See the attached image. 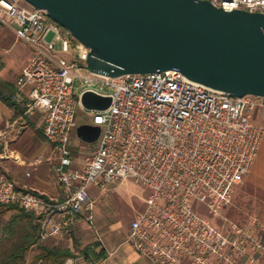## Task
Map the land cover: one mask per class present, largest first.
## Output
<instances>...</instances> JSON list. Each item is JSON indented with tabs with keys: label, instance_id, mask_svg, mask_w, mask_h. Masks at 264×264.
<instances>
[{
	"label": "built area",
	"instance_id": "obj_1",
	"mask_svg": "<svg viewBox=\"0 0 264 264\" xmlns=\"http://www.w3.org/2000/svg\"><path fill=\"white\" fill-rule=\"evenodd\" d=\"M207 1L226 11L264 13V0ZM0 24L32 52L12 101L23 110V121L43 115V135L59 153L55 172L64 190L63 201L55 203L2 175L0 207L33 214L45 236H60L81 216L94 225L93 189L133 181L151 192L145 211L130 226L128 243L149 264L258 263L264 226L228 219L219 226L216 219L223 218L258 157L264 127L255 117L264 118L263 98L232 97L179 71L119 78L92 73L85 67L90 50L25 0H0ZM86 92L111 97L112 104L92 112V125L100 126L101 134L85 167L75 169L70 140ZM9 136V130L0 131V157Z\"/></svg>",
	"mask_w": 264,
	"mask_h": 264
},
{
	"label": "water",
	"instance_id": "obj_2",
	"mask_svg": "<svg viewBox=\"0 0 264 264\" xmlns=\"http://www.w3.org/2000/svg\"><path fill=\"white\" fill-rule=\"evenodd\" d=\"M90 50L86 68L119 78L179 71L188 80L242 98L264 99V13L226 11L207 0H25ZM83 109L101 112L111 97L86 92ZM77 136L96 144L101 127Z\"/></svg>",
	"mask_w": 264,
	"mask_h": 264
},
{
	"label": "crops",
	"instance_id": "obj_3",
	"mask_svg": "<svg viewBox=\"0 0 264 264\" xmlns=\"http://www.w3.org/2000/svg\"><path fill=\"white\" fill-rule=\"evenodd\" d=\"M20 42L17 40L12 29L0 24V131H10L9 140H7L8 148L5 150L7 152L5 156L0 157V176H7L21 189L33 190L47 200L60 203L64 199V190L55 172V167L59 162V153L53 145L47 142L43 135V115L36 113L28 121H23L21 120L22 114H18L20 109L4 100V98H9L14 93L23 69L32 56L30 48L26 47L23 50V59L20 66L17 68L11 67L9 55ZM255 122L264 127V118L261 115L259 119L255 117ZM76 131L72 133L70 140L73 154L72 167L83 169L96 144H91L88 150L81 154L80 151H77L78 144L73 140V135ZM3 151L0 148V153ZM240 189H245L249 194L248 196L255 199L259 206L260 203L264 205V140L251 172L242 182ZM91 192L93 194L97 190L93 189ZM233 199L231 209L233 210L232 215L235 216H231V218L240 224L244 223L248 214L242 213V208L240 207L242 202L238 198V203L235 198ZM56 219L60 221L61 215L58 214ZM37 220L41 225L40 220L38 218ZM35 232L37 233V237H35ZM129 234L130 228L125 242L121 244H127L126 251L124 252L125 263L130 264L143 260L144 264H149L128 243ZM99 237L102 239L104 243L102 246L108 255L100 264H108V262L116 257L120 247L110 250L100 232L96 228L92 229V226L85 222L84 216L79 217L76 226L65 229L62 235L45 236L41 226L38 230L34 231L33 220L19 208L12 206L0 207V264H36L43 249H47L48 251H76L77 257L75 258L78 259V264H87L81 253L88 246L99 242ZM29 242L33 244L28 251L29 255H26L23 263L15 257V254ZM35 252L37 254L33 255L34 257L30 259V254H35ZM260 262H263L262 258L259 259Z\"/></svg>",
	"mask_w": 264,
	"mask_h": 264
},
{
	"label": "rangeland",
	"instance_id": "obj_4",
	"mask_svg": "<svg viewBox=\"0 0 264 264\" xmlns=\"http://www.w3.org/2000/svg\"><path fill=\"white\" fill-rule=\"evenodd\" d=\"M13 27L16 28V25H13ZM26 47L27 45L21 41L20 44L13 48L12 53L9 55L12 64L11 67L17 68L20 66L23 59V50H25ZM58 47H60V44H58ZM85 72L88 73V71ZM259 117V113H256V119H259ZM93 120L94 114L92 112L86 111L82 107L78 110L77 124H93ZM73 140L78 144L77 151H80L81 154L85 153L88 150V147L91 146L80 140L77 136V132L74 133ZM241 187L242 183L235 189V197L233 196V198H235L237 203L238 199L242 202L240 204L242 213L248 214L246 221L240 224L235 220H232L231 216H235L232 215L233 210L231 208L234 200L232 199L231 204L222 212L223 218L216 219V223L219 226H222L224 225L225 220L229 218V221L239 225L251 224L252 222L257 221L258 224L264 226V205L260 203L259 206L255 199L248 196L249 194L245 189H240ZM150 192L149 188L137 185L133 181H121L112 183L105 191L97 190L96 193L94 192L92 194L95 205L93 211L94 226H92V229L96 228L100 232L110 250L120 247L117 251L116 257L108 262V264H127L124 261V252L126 251L127 244H121L125 242L132 222L144 212ZM196 209L203 216L213 220V217L208 213V210L204 205L196 204ZM50 239L53 240L52 238ZM98 239L99 242L104 245L102 239L100 237ZM36 254L37 252H35V254L31 253L29 258L31 259L34 257L33 255ZM260 258L263 259V262L259 263L258 261L257 264H264V256L259 257V259ZM144 263L143 260H139L136 263L130 264ZM243 263L245 264L247 262Z\"/></svg>",
	"mask_w": 264,
	"mask_h": 264
},
{
	"label": "trees",
	"instance_id": "obj_5",
	"mask_svg": "<svg viewBox=\"0 0 264 264\" xmlns=\"http://www.w3.org/2000/svg\"><path fill=\"white\" fill-rule=\"evenodd\" d=\"M14 92H15V90H14ZM13 94H12V96H13ZM12 96L9 97V98H4V100L9 102L10 105L19 108L20 110L18 109L19 110L18 114H22L23 110L20 107H18L12 101ZM21 211L25 215L29 216L33 220V222H34V231L38 230V228L41 225L38 222L37 217L34 216L33 214L26 213L23 210H21ZM35 237H37V233L36 232H35ZM38 237H39V234H38ZM32 244H33L32 242H29L26 246L21 248L20 251H18L15 254V257L17 259H20L24 263L25 257L27 255L28 251L30 250ZM81 254L84 256L85 261H86L87 264H100L108 256L106 250L103 248L102 244L99 243V242L88 246L87 248H85V250ZM75 257H77L76 251H72V250L48 251L47 249H43L42 254L38 257V260L36 261V264H39V263L40 264H65L66 261L69 258H75Z\"/></svg>",
	"mask_w": 264,
	"mask_h": 264
}]
</instances>
